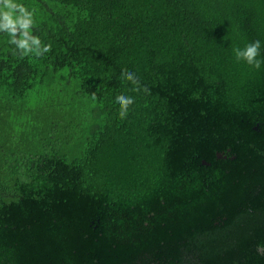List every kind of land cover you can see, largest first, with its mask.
Here are the masks:
<instances>
[{
    "label": "trees",
    "instance_id": "trees-1",
    "mask_svg": "<svg viewBox=\"0 0 264 264\" xmlns=\"http://www.w3.org/2000/svg\"><path fill=\"white\" fill-rule=\"evenodd\" d=\"M16 2L50 50L0 32V264H264V69L233 54L264 44V0ZM48 89L89 115L47 104L18 141Z\"/></svg>",
    "mask_w": 264,
    "mask_h": 264
},
{
    "label": "clouds",
    "instance_id": "clouds-1",
    "mask_svg": "<svg viewBox=\"0 0 264 264\" xmlns=\"http://www.w3.org/2000/svg\"><path fill=\"white\" fill-rule=\"evenodd\" d=\"M35 10H29L24 4L16 0H0V32H6L9 36V44L15 45L23 56L35 54L42 56L49 52L50 46H41L39 37L32 35L31 29L34 23ZM19 33V36H18ZM264 44L260 40L250 42L243 48L236 47L233 54L237 62H246L256 70L264 69V55L261 49ZM122 78L136 84L135 75L131 72L122 73ZM134 103L131 96L121 95L116 97L115 104L119 107L121 119L128 115L129 106Z\"/></svg>",
    "mask_w": 264,
    "mask_h": 264
},
{
    "label": "rangeland",
    "instance_id": "rangeland-1",
    "mask_svg": "<svg viewBox=\"0 0 264 264\" xmlns=\"http://www.w3.org/2000/svg\"><path fill=\"white\" fill-rule=\"evenodd\" d=\"M45 91L49 93V101L46 99V94H43L41 91H35L32 92L30 97L27 99L26 108H23L22 106L24 101H20L15 105L13 115H23L20 117L23 119L22 121L14 120V125H16L18 129V141L21 134L28 133L34 135L32 132L33 129L26 123L31 121L32 115H44L42 111L47 109V104L55 105L59 109H65L67 115H89L92 105H88L81 100H76L77 97L74 95L76 89H73L66 94L60 90L49 91L48 89ZM84 137L85 134H83L81 139L77 140L78 143L76 142V144H72L64 149L63 154L70 159L78 157V153L85 148L83 143ZM34 139L36 142H40V140H42L39 138L38 134L34 135ZM30 140L32 141V137H30Z\"/></svg>",
    "mask_w": 264,
    "mask_h": 264
}]
</instances>
